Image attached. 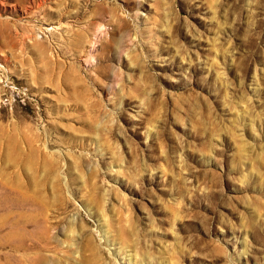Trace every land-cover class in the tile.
I'll return each mask as SVG.
<instances>
[{
    "label": "rangeland",
    "instance_id": "rangeland-1",
    "mask_svg": "<svg viewBox=\"0 0 264 264\" xmlns=\"http://www.w3.org/2000/svg\"><path fill=\"white\" fill-rule=\"evenodd\" d=\"M0 264H264V0H0Z\"/></svg>",
    "mask_w": 264,
    "mask_h": 264
},
{
    "label": "bare ground",
    "instance_id": "bare-ground-1",
    "mask_svg": "<svg viewBox=\"0 0 264 264\" xmlns=\"http://www.w3.org/2000/svg\"><path fill=\"white\" fill-rule=\"evenodd\" d=\"M67 32V31H66Z\"/></svg>",
    "mask_w": 264,
    "mask_h": 264
}]
</instances>
